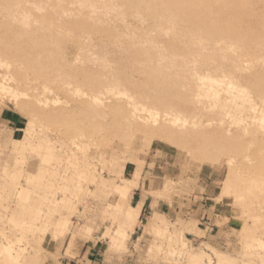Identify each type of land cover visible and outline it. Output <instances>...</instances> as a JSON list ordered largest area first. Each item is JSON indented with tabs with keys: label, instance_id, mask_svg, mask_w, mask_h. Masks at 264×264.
I'll return each instance as SVG.
<instances>
[{
	"label": "rangeland",
	"instance_id": "1",
	"mask_svg": "<svg viewBox=\"0 0 264 264\" xmlns=\"http://www.w3.org/2000/svg\"><path fill=\"white\" fill-rule=\"evenodd\" d=\"M96 38L81 54L111 60L125 72V53ZM67 43L66 58L43 69L30 65L26 51L0 50L9 63L29 62L0 67V247H12L15 255L6 257L20 255L18 264H193L183 239L211 264H264L263 80L235 81L249 98L219 93L198 100L196 92H178L153 97L158 102L152 104L147 87H133V67L122 80L103 73L98 79L85 59L72 64L78 51ZM209 68L196 70L208 74ZM111 86L143 94L135 101L153 105L159 122L123 99L111 101L105 91ZM164 108L188 124L163 123ZM138 195L139 202L150 199L152 211L142 212L132 231L122 225V212ZM2 254L0 264H15Z\"/></svg>",
	"mask_w": 264,
	"mask_h": 264
},
{
	"label": "bare ground",
	"instance_id": "2",
	"mask_svg": "<svg viewBox=\"0 0 264 264\" xmlns=\"http://www.w3.org/2000/svg\"><path fill=\"white\" fill-rule=\"evenodd\" d=\"M1 16L4 20L1 19L0 21V32L3 29L5 31L4 36L0 38V50H11L12 55L20 52V50L26 51L27 55L30 54V58L27 57L30 60V65L33 64L42 68L45 64V66H55L61 63L63 58H66L65 42H68L67 44L70 42L72 44L69 45L75 46L78 51L75 52L77 55L72 60V64L82 65L81 61L85 59V63L94 66L89 74L101 79L100 76L103 73L106 78L115 80V82L119 77L122 80L121 75L126 74L129 76V74L135 72L138 81L133 82L136 85L133 87L138 88L143 85L147 87V89L143 87L145 89L143 93L147 95L146 98L148 96L151 98L148 102H152V104L157 101L153 97H156V99L158 95L178 97V92H196L194 96L198 97V100L203 96H205L203 99H206L207 96L218 98L219 93H225L232 99H238L241 96L248 97V94L246 95L248 89H244L245 93L243 87H238L239 85H236L235 81L246 79L247 82L248 80L250 82V80L260 78L263 80L261 82H264V0H0ZM131 22H135V25ZM93 36L94 38L98 36L101 43L106 40L108 43H105L112 49L119 50V53H125L124 57L122 56L124 58L123 62L121 60L125 72L123 69L117 68L118 65H112L110 62L113 61L111 60L108 62L99 57L97 58L95 54H81V51L90 47V41H94ZM97 41L96 43H98ZM87 42L89 47H87ZM105 49L107 48L105 47ZM108 50L110 49L108 48ZM27 58L25 60L19 58L20 60L11 63L0 58V67H7V69L10 65L22 67L26 61L28 62ZM20 63L23 65H20ZM120 64L119 67L121 68L122 65ZM27 66L28 64H26ZM227 66H229V69ZM130 67H133L134 70ZM199 67L201 70L203 67H210L211 72L200 74L198 73ZM197 68L198 70H196ZM126 69L128 72L130 71L129 74L126 73ZM15 70L18 69L15 68ZM79 70L78 72H80ZM51 71L57 73L59 70L57 68ZM51 71L49 74H53ZM44 74L45 72L41 75ZM192 82L195 83L193 88L189 86ZM204 84H206L205 88L202 87ZM130 86L127 83L124 87L128 89V87L131 88ZM111 87L113 88L105 90L107 96L110 94V100H119L117 102L120 104L123 99L122 103L127 102L128 105L130 104L135 113L136 111L142 112L152 119L154 114L153 105L143 104L142 102L145 99L144 101L139 100L141 102L135 101L137 98L142 99L143 94L141 97L140 95L130 94L131 91H127L124 87ZM131 89L134 90L135 88ZM163 92L165 94H162ZM260 92L263 93L261 89ZM141 93L139 92V94ZM98 98L95 97L97 100ZM186 98L188 97L186 96ZM239 100L244 101V98ZM171 102L170 104H172ZM209 104L206 105L207 108H209ZM158 105L161 104L158 103ZM173 107L176 109L175 106ZM164 109L166 110V108ZM172 110L162 111L163 114L165 113V116H162L163 123L167 125L171 123L181 126V128L188 124L187 120L186 123L183 118V122L180 120L181 117L179 118L177 114L179 112L174 113ZM140 113H138V116L136 115V118L149 121L147 115V117H143V115H139ZM157 114L155 115L158 117ZM155 115L152 122L154 121L153 123L156 124L159 119ZM197 123L200 124V122ZM193 124L198 125L195 121ZM187 126L189 127V125ZM198 151L200 154V150ZM206 156L205 158H207ZM117 190L122 191L119 188ZM142 208V202L127 206L122 212V225L134 231L136 225L140 222ZM181 243L186 249H184L186 256L193 264H206V261L208 264L212 263L210 257H206L205 260L204 252H191L186 248L183 239ZM0 250L1 255H3L2 252L4 254L7 252L6 254L9 256L15 257L10 246H7V248L0 247ZM6 254L3 259H9ZM17 257H20V255L16 254ZM16 258H12V263L15 262L13 260H16L15 264L20 263L19 258L18 260ZM10 259L9 262H11ZM221 263L223 264V260Z\"/></svg>",
	"mask_w": 264,
	"mask_h": 264
},
{
	"label": "crops",
	"instance_id": "3",
	"mask_svg": "<svg viewBox=\"0 0 264 264\" xmlns=\"http://www.w3.org/2000/svg\"><path fill=\"white\" fill-rule=\"evenodd\" d=\"M140 200H141V195H138V196L136 197V199H135L134 204L137 203V202H139ZM151 204H152V202H150V199L147 197V198L145 199V201L143 202L142 212H144V211H146V210H149V209L152 211ZM158 210H159V207H158ZM159 212H160V211H159ZM205 223H206L207 225H211V222L206 221ZM212 229H213V228H212ZM200 230H202V229H200Z\"/></svg>",
	"mask_w": 264,
	"mask_h": 264
}]
</instances>
